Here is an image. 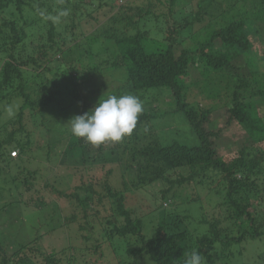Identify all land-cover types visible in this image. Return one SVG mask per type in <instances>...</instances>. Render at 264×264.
<instances>
[{"label":"trees","instance_id":"1","mask_svg":"<svg viewBox=\"0 0 264 264\" xmlns=\"http://www.w3.org/2000/svg\"><path fill=\"white\" fill-rule=\"evenodd\" d=\"M94 1L109 14L120 6ZM147 1L135 7L126 0L100 24L108 29L90 33L71 0H0V195L8 197L2 210L11 227L0 233V264H77L79 258L44 253L41 238L55 227L57 210L47 220L37 210L38 217L28 215L36 225L29 223L30 210L9 198V188L29 193L27 207H51L52 195L76 207L66 218L82 233L81 249L93 248L98 259L111 255L113 264H184L191 251L200 252L202 264H230L249 238L264 239V0H231L226 7L216 3L222 0H189L198 1L192 18L152 42L147 17L168 20L187 0ZM190 26L189 40H177ZM108 73L110 80H99ZM149 91L160 96L156 104ZM123 94L143 105L130 135L93 146L72 134L68 122L87 113L85 101L93 109L101 98ZM173 114L190 125L193 144L173 140L172 126L161 130V120ZM228 129L244 130V144L254 149L241 145L239 155L222 157L216 141ZM62 161L66 167L56 169L64 177L42 185L51 200L32 193L39 175L32 165ZM128 180L142 190L159 185L160 199L156 194L154 205L142 203ZM193 183V196L179 191ZM211 185L203 197L201 189ZM210 195L224 196L220 203L231 208L234 227H221L205 204ZM168 201L169 209L162 205ZM161 210L163 216L154 215ZM106 244L111 254L102 253Z\"/></svg>","mask_w":264,"mask_h":264},{"label":"rangeland","instance_id":"2","mask_svg":"<svg viewBox=\"0 0 264 264\" xmlns=\"http://www.w3.org/2000/svg\"><path fill=\"white\" fill-rule=\"evenodd\" d=\"M74 3H77L81 6V13L80 15L83 13V17H82V26L84 28V30L89 31L90 33L93 32L96 28H100L102 23L107 22V20L110 18V16L115 13L116 11H118V9H120L121 7H123V5L126 3L124 0L123 3L119 2V0H115V4L118 5V3L120 4V6H116L115 11L113 13H108V9L107 8H100L98 6L99 1H94L91 4L92 0H71ZM147 0H128V3H130L131 5L135 6V7H142L143 5H148V1ZM118 2V3H117ZM232 1L231 0H222L221 2H216L218 5L226 7V4H230ZM146 3V4H145ZM216 3H213L212 5V9L215 12H218V8L216 6ZM198 1H189L187 0V2H184V5H180V7L168 17V20L164 19V18H160L158 19V23H154L152 20L156 19L152 17V15H149L147 17L148 19V23H150V30H151V42L155 39H164V37H167L169 35V29L171 28V26H178L180 24L185 23L187 20L192 18V11L193 10H197ZM160 9V6H158L156 8ZM165 10V7L161 8V11ZM167 11V10H166ZM91 15V16H89ZM97 17V18H96ZM95 18V19H94ZM98 19V20H96ZM208 22V19L205 23ZM99 23V24H98ZM109 24H104L101 27V30L105 29ZM193 27V26H192ZM195 27L197 29L200 28V25H195ZM108 29V28H106ZM134 30V29H133ZM131 32H134V31ZM193 30L194 27H193ZM192 28L187 27L183 30H180V33H178L176 35V39L177 40H185L187 38L190 37V35L192 34ZM159 36V38H158ZM189 39H187L186 41H188ZM111 73H108L107 75H104L103 78L99 79L102 81H105L107 79H111L110 78ZM89 77L87 74L86 76L83 77L86 78ZM117 82H115L114 84H110L109 86H106L103 89V93L107 94L109 93V89L113 86L116 85ZM101 84V83H100ZM102 85V84H101ZM79 87H82L81 85ZM155 91V90H153ZM153 91H149L146 92V96H148V100H154L156 104L159 99L160 96L156 94V92ZM88 92V89L86 88V86L82 87V94H84L86 97ZM166 100V99H164ZM84 105L82 107V112L87 110V112H89L91 110V106H87L88 102L85 101ZM158 106V105H157ZM262 112H264V109H262ZM83 115V114H82ZM183 115L180 114H173L171 116H168L167 119L165 120H161L162 125H161V130H166L169 129L172 126V129H174L176 132L171 135L173 140H179L180 142L183 143H187V144H193L194 141V135H193V131L190 129V125L188 124H184V121L182 119ZM172 123V124H171ZM34 126V124H31V127ZM34 127H32L33 129ZM8 130V129H7ZM246 137L247 134L244 130H236V129H228L226 131H224L218 138L217 141L218 142V149H219V154L222 157H228L227 159L232 158L233 156L239 155V151L241 149V145H246L249 149L251 148L252 150L254 149V147L256 146V144H252V145H248V144H244L247 143L246 141ZM149 140H151V137L148 136V138L146 139L145 143L149 142ZM143 142V139H142ZM164 143H166V141H163ZM260 145H262V147L260 146V149H263V143H260ZM259 146V145H257ZM15 149H12V151ZM125 154H121V157H123ZM127 158V155H125ZM33 164V163H32ZM43 164V165H42ZM42 164H36L34 163L32 165V169H36L39 172L38 177H36V179L33 181V190L32 193H35L36 196H46V199L49 201L51 200L52 197V201H54L52 203L51 207H33L26 205V200L29 198V193L26 192L25 190H23L22 194H19L18 192L14 191V188H9L8 192H13L12 196H10L9 198H11L14 203H18L20 205L25 204L26 208L30 211H25V218L26 220H28V218H31L30 221H28L29 223H34L36 225L37 220L34 221V217H29L28 215L31 214V216L35 215V211H41L40 213L42 214V218L44 220L48 219V216L52 213L53 209L57 210V214L54 215L53 221H54V225H55V229L53 230L51 227H49V232H45L46 234H44L45 236L41 238V243L42 245V251L44 253H50V252H55L56 253V258H61L63 259L64 255H68V254H78V261L76 262L77 264H113V261H110L112 259L111 255H106L104 258L98 259V257L93 253V248H87V249H81V247H83V245L85 243L82 242V239L80 238L81 236V231L78 229V225L75 222H70L69 220H67V215H70L73 212H76L77 208L74 207L73 205H71L68 202H65V199H59L56 197V195H53L50 197L49 195V191L45 190V188L42 187V185L44 184V182L46 180H51L54 176V178H59V177H64V174H66V171H62L61 168H59V170H57V167H66L67 162H60L58 163V165H55V167H52L51 165H49L46 163ZM54 164V163H53ZM62 164V165H61ZM45 165V166H44ZM64 173V174H63ZM129 178L132 180V175L129 174ZM8 180H12V179H8ZM131 180H128V186L129 188H133L134 189V196L137 198L142 199V203L143 201L145 202L146 205H154L153 203H155V197L156 194L159 195L160 192V186L156 185V188H151L148 190H142L138 186L137 184L134 185V181L131 182ZM10 181H8V183H10ZM219 181V180H218ZM217 181V183H218ZM216 183V184H217ZM4 184L2 179L0 178V185ZM12 184V183H11ZM14 184V183H13ZM7 187H10L8 185H6ZM150 186V185H149ZM216 185H211L207 188L201 189V194L204 196H206L208 194V192L211 190V188H214ZM135 187V188H134ZM2 188H0V191H2ZM223 188V185L219 187V189L221 190ZM36 191V192H35ZM40 191L38 194L37 192ZM182 194H190V197L194 195V183L193 184H189V185H185L182 186V188H180L179 190ZM191 191V192H190ZM128 195H131V192L128 193ZM211 201H205L206 206L211 209L212 213L215 212L216 216L219 217V219L222 221L220 224L221 227H234V222L232 219H230V215H229V211L231 210V208H227L226 205L221 204L220 202H222L224 200V196H214V195H210ZM161 197V194L159 195V199ZM137 198H135L137 200ZM251 201H254L253 198H251ZM166 202V201H165ZM164 205L167 209H169L171 207V205L169 204L170 202L168 201L167 205ZM141 203V204H142ZM9 204L8 201V197L7 196H1L0 195V233L2 231H6L8 232L9 229H11L10 225H8L7 220L8 215L4 213V211L2 210L6 205ZM34 208V210H33ZM264 209V207H263ZM10 213L15 214L16 210L13 209H9ZM144 210V209H143ZM264 213V210H262ZM159 216H163L164 213L162 212V210L160 212H155L154 215H158ZM153 215V216H154ZM38 217V215H35V218ZM155 218H159V217H154V220H156ZM257 219L261 222L263 220V218L261 216H258ZM35 225L31 224V227L34 229H37ZM5 228V229H4ZM4 229V230H3ZM146 233L147 234H151L152 231L148 230V228L146 227ZM10 244H13L14 241L13 239H11V241H7ZM11 248V247H10ZM86 248V247H84ZM102 253L105 254H111V252L113 251V247L110 246L109 244H106L102 247ZM60 259V260H61ZM38 260L40 262H43V258L42 257H38ZM116 259L114 258V263ZM230 264H264V239L263 238H249L246 242V246H244L243 251L240 252L238 255H236Z\"/></svg>","mask_w":264,"mask_h":264},{"label":"clouds","instance_id":"3","mask_svg":"<svg viewBox=\"0 0 264 264\" xmlns=\"http://www.w3.org/2000/svg\"><path fill=\"white\" fill-rule=\"evenodd\" d=\"M62 15H67V12ZM142 112L143 105L137 96L108 95L101 98L89 112L71 118L68 125L75 137L93 146H100L107 142H120L130 135ZM184 264H202L200 252L191 251Z\"/></svg>","mask_w":264,"mask_h":264},{"label":"built area","instance_id":"4","mask_svg":"<svg viewBox=\"0 0 264 264\" xmlns=\"http://www.w3.org/2000/svg\"><path fill=\"white\" fill-rule=\"evenodd\" d=\"M122 1V0H121ZM13 154H16V152L14 151Z\"/></svg>","mask_w":264,"mask_h":264}]
</instances>
